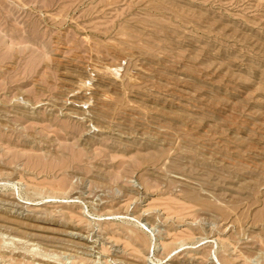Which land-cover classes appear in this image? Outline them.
I'll use <instances>...</instances> for the list:
<instances>
[{
  "label": "rangeland",
  "instance_id": "374dc122",
  "mask_svg": "<svg viewBox=\"0 0 264 264\" xmlns=\"http://www.w3.org/2000/svg\"><path fill=\"white\" fill-rule=\"evenodd\" d=\"M0 264H264V0H0Z\"/></svg>",
  "mask_w": 264,
  "mask_h": 264
}]
</instances>
